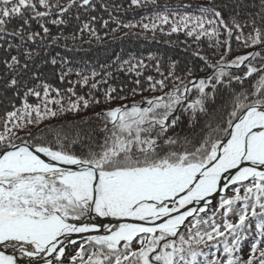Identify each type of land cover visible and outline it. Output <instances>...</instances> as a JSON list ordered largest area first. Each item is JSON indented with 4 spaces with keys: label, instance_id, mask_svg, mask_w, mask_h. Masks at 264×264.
Masks as SVG:
<instances>
[{
    "label": "snow or ice",
    "instance_id": "1",
    "mask_svg": "<svg viewBox=\"0 0 264 264\" xmlns=\"http://www.w3.org/2000/svg\"><path fill=\"white\" fill-rule=\"evenodd\" d=\"M94 7L0 0V90L23 100L0 117V264H264V0H213L198 15L166 11L142 24L210 43L193 53L203 67L186 66L182 75L177 60L117 57L137 77L146 67L160 76L147 75L140 90L161 94L140 101L108 84L111 65L76 70L66 88L49 82L74 72L38 50L61 39L50 26L69 24L73 8ZM83 30L95 35L89 23ZM233 39L256 50L233 56ZM103 85L109 106L93 113L99 127L85 126L87 117L61 119L99 107ZM182 124L184 135L176 131ZM28 125L36 133L14 142L21 138L13 129Z\"/></svg>",
    "mask_w": 264,
    "mask_h": 264
},
{
    "label": "trees",
    "instance_id": "2",
    "mask_svg": "<svg viewBox=\"0 0 264 264\" xmlns=\"http://www.w3.org/2000/svg\"><path fill=\"white\" fill-rule=\"evenodd\" d=\"M61 4H65L67 0H59ZM95 4L94 8L85 11L83 8L77 10L73 8L72 15L69 17L70 23L61 26H50L53 35H60L61 39L57 41L55 45L47 49H38L41 51L42 56L50 60L55 56L58 62L61 58L68 61V67L74 69L73 74L67 77L65 82H60L57 79H51L49 82L53 83L56 87L66 88L68 87V81L75 82L78 77L74 74L76 70H83L86 73L91 69L101 71V65H111L108 68L112 75L108 77V84L117 88L122 96H129L130 99L140 101L142 97H149L151 95H160L161 93H152L151 91L141 92L140 88L147 89L148 85L145 82L147 75H154L156 79H160V76L155 73L154 68L146 67L142 69V75L137 77L135 71L128 72L125 69H120L119 64L116 63L117 57L120 62L129 60L131 58L132 63H135L138 59H144L145 64H151L148 60L149 54H153L159 57H163L165 66L170 59L179 61L177 68L178 74H183V69L192 67L199 69L203 67V62L199 58L195 57L193 53L197 50L209 51V41L207 38H201L199 45L194 42L192 38L187 37L183 31L179 33H173L170 36L169 26L163 25L164 31H159V28L155 33L151 30H145L142 27L144 23H151L152 19L158 13H165L166 11L178 12L183 14L185 11H190L194 15H198L197 8L200 5L211 4L213 0H141L140 5H132L131 0H92ZM219 2V0H216ZM231 2V0H227ZM258 2V0H257ZM249 6H251V0H248ZM188 6H191L190 8ZM76 15H79V19H76ZM95 17V19H93ZM107 21V24L104 22ZM83 23H89L90 27L95 30V35H92L88 30L81 28ZM125 24H133L135 27H124ZM75 36L76 39H72ZM153 36L155 38H153ZM67 37V39H65ZM98 37V39H97ZM66 45V47H65ZM233 53L232 55L244 54L246 51L256 50L254 48L245 49L240 42L232 41ZM43 65V62L41 61ZM67 69H65L66 71ZM235 71V70H233ZM0 73H2V67H0ZM57 73L59 74V68L57 67ZM197 75H205L204 72L197 71ZM236 74L242 75V72ZM136 79L141 80V86H137L134 82ZM254 79V78H253ZM253 82L252 79L244 81L243 87L248 88ZM233 86L237 89L240 87L233 82ZM107 85L101 86L96 92L97 96L101 97L104 88ZM191 87V85H189ZM137 88V94L132 95L131 89ZM81 94L88 91L86 87L79 89ZM7 97H13L10 101L5 98V94L0 90V117H4L7 111H12L14 108H19L22 103V97L16 96L15 93L9 92ZM227 99V97H225ZM30 103L37 102L34 97H29ZM119 103V101L115 102ZM130 103V101H128ZM219 103V101H218ZM55 107L54 105H50ZM109 105L103 103V100L99 107L90 108L86 111L76 114H65L61 119L69 121H79L81 117L90 118V125L85 126L99 127L100 122L93 116L94 112L100 111L103 108H107ZM203 122V120L201 121ZM45 123H57V120L45 121L39 125V128H43ZM111 126V125H109ZM9 127L12 124L9 123ZM31 130L36 133V125H28L22 129H13V133L16 137H20V140H14L16 143H20L23 140L28 139L26 133ZM3 131V120H0V132ZM176 131L181 135H184L186 131V125L182 124ZM99 138L102 139L103 133L98 132ZM216 199L214 205L218 201Z\"/></svg>",
    "mask_w": 264,
    "mask_h": 264
},
{
    "label": "water",
    "instance_id": "3",
    "mask_svg": "<svg viewBox=\"0 0 264 264\" xmlns=\"http://www.w3.org/2000/svg\"><path fill=\"white\" fill-rule=\"evenodd\" d=\"M214 201H213V203H214ZM100 219L105 224H109V223H112L113 222L112 218H100ZM74 238H77L78 239V237H75V236H74ZM0 250H4V249L0 248ZM7 251H8V254H12L10 249L7 250Z\"/></svg>",
    "mask_w": 264,
    "mask_h": 264
},
{
    "label": "rangeland",
    "instance_id": "4",
    "mask_svg": "<svg viewBox=\"0 0 264 264\" xmlns=\"http://www.w3.org/2000/svg\"><path fill=\"white\" fill-rule=\"evenodd\" d=\"M217 198H218V197H217ZM217 198H216V199H217ZM215 201H216V200H215ZM215 201H214V203H215ZM214 203H213V204H214Z\"/></svg>",
    "mask_w": 264,
    "mask_h": 264
},
{
    "label": "bare ground",
    "instance_id": "5",
    "mask_svg": "<svg viewBox=\"0 0 264 264\" xmlns=\"http://www.w3.org/2000/svg\"><path fill=\"white\" fill-rule=\"evenodd\" d=\"M17 255H18V253H17ZM26 259V258H25Z\"/></svg>",
    "mask_w": 264,
    "mask_h": 264
}]
</instances>
